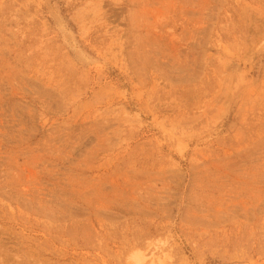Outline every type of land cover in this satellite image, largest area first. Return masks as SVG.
Here are the masks:
<instances>
[{"label": "rangeland", "instance_id": "1", "mask_svg": "<svg viewBox=\"0 0 264 264\" xmlns=\"http://www.w3.org/2000/svg\"><path fill=\"white\" fill-rule=\"evenodd\" d=\"M0 264H264V0H0Z\"/></svg>", "mask_w": 264, "mask_h": 264}]
</instances>
